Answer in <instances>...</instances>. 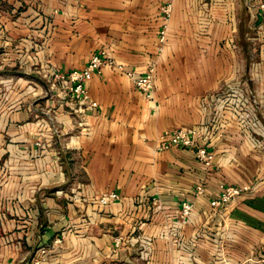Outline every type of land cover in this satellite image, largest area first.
<instances>
[{"label":"crops","instance_id":"obj_1","mask_svg":"<svg viewBox=\"0 0 264 264\" xmlns=\"http://www.w3.org/2000/svg\"><path fill=\"white\" fill-rule=\"evenodd\" d=\"M235 1L224 0L228 7L224 15H208L206 11L214 4L205 0L38 1L36 62L48 61L57 70L70 71L83 68L93 53L106 49L124 68L104 66L87 82L91 96L98 101L94 110L74 111L55 93L46 100L44 113L56 115L64 126L61 130L69 134L68 148L80 157L75 165L82 168L80 175L69 180V188L52 191L44 187L57 186L59 169L46 182L45 163L53 166L55 159L51 164L41 154L45 145L42 148L37 142L42 138L50 145L52 131L44 126L45 118L39 117L42 112L35 113L27 102L29 80L20 78L21 83L28 82L20 91L8 93L16 82L13 77L0 78V89L6 90L0 91V160L7 155L13 160L12 167L35 168L0 174V264H32L41 246L50 248L43 264H94L88 257L96 256L90 248L98 245L108 260L120 259L126 249L116 242L117 237L105 233V237L90 238L93 225L88 218L93 220L94 213H99L97 219L105 227L119 221L121 235L139 227L156 237L164 230L158 217L179 215L185 200L194 203L193 223L188 226L210 229L221 243L246 249L238 262L258 256L260 251L264 254V153L253 146L249 131L234 120L216 132L211 140L215 152L211 167L181 146L157 149L159 137L166 131L190 128L202 120L198 96L216 86L220 72L221 47L210 43L221 28L228 35L231 26L236 29ZM167 4L172 5L170 16L164 11ZM251 15L264 40L262 15L259 11ZM20 19L19 32L12 36L15 48L0 52V68L10 65L14 49L21 66L27 60L26 18ZM261 53L264 56V47ZM208 54L215 56L213 73L203 89H197L188 71L197 69L198 56L204 59ZM168 55H177L175 67L166 62ZM151 67L154 90L148 98L126 71L145 74ZM199 67L205 71L204 64ZM259 86L264 102V80ZM223 183L251 188L215 210L212 201ZM200 184L204 189L198 193ZM108 191L118 192L121 199L101 206L97 199ZM153 197L165 207L157 208ZM107 227L109 231L114 226ZM78 230L86 233L78 241L81 247L72 240ZM59 237L64 240L55 242ZM166 246L171 248L170 243ZM165 262L172 258L166 257Z\"/></svg>","mask_w":264,"mask_h":264},{"label":"rangeland","instance_id":"obj_2","mask_svg":"<svg viewBox=\"0 0 264 264\" xmlns=\"http://www.w3.org/2000/svg\"><path fill=\"white\" fill-rule=\"evenodd\" d=\"M38 1L39 0H0V52H3L5 47L9 48V46H11L12 48H15L16 41L14 38L17 36L20 29V17L26 18V23L24 22L25 20L23 21V28L27 27L28 32L27 60H25L22 64L23 66H21L19 61L20 56L16 54L14 49V54L10 56L12 58L10 65L0 68V78L3 79L5 76L13 77L14 82H16L15 87H11L10 90H7L8 93L16 92V90L20 91L21 87L28 82L21 83L20 78H23V80H29V99L27 102H30L31 106L34 107L35 113L42 112L39 114V117L45 118L43 121L44 126L49 127L52 131L50 145H48V143L45 144L46 142H44L42 138L37 141L45 144L46 151L41 154L43 156H48L51 164L55 159L53 166H48L49 164L45 163V165H47L44 167L43 171H46V182H51L52 179H50V177L53 174L55 175L57 172L56 170L59 169L58 173L60 175L57 173V177H59H56L55 180L61 181L56 183L57 186L50 184L44 187L45 190L52 191L61 186L69 188V180L74 178L75 175H80L82 168L75 165L76 160L80 157L77 155L76 151H72L68 148L67 140L69 139V134L65 131L63 133L61 130L64 126L62 124L60 125L58 119L55 117L56 115H46L44 113V111L47 110L45 108V102L52 96L49 90V85H47V81H45L41 73L38 71L40 69V63L36 62V58L34 56L36 54V47L33 46H36V34L38 32V27L40 26L36 20V16L38 14ZM205 1H207L210 6L214 4V6L212 5V7H209L210 9L206 11L208 15L228 14V7L223 4L224 0ZM263 1L264 0H236V29L232 30L231 26V31L228 35L225 34L224 30L221 28L219 30L220 34L215 35V39L210 43L212 45L217 44L221 47L222 51L219 55L220 72L219 75H217L218 82L216 86H210L205 90L206 92L204 94L198 96L201 110V98L205 94H212L213 92L219 90L225 83L233 82L247 87L248 110H250L249 112L253 114V116L254 114H257L264 124V102L262 100V94L259 86L264 80V56L261 53L262 48L264 47L262 46L264 44V40L260 36V29L258 25L254 24L255 22L252 21L251 15L252 11L260 12V4ZM214 30L216 32L215 27ZM213 57L215 56L210 54L204 55V59H201V56H198L196 59L197 69L191 70L189 68L190 70L188 73L190 75V79L196 80L195 83L197 89H203V85L206 84L208 80V75L213 73ZM166 62L171 63L172 66L175 67L177 65V55H168L166 57ZM203 64L206 67L205 71L199 70V66ZM0 91L2 93H4V91L6 92L4 87L1 88ZM40 101H42V104H36ZM1 105L2 103H0V107ZM65 107L70 110L68 106ZM65 113H67V111ZM235 123L239 128L244 129V125L239 122ZM251 126L252 125L250 124L248 127V131L250 133ZM254 147L259 148L260 151H258L261 152L262 150V153H264L263 147ZM37 157L39 158L40 155ZM10 161L13 160L12 158H8L7 155H4L1 158L0 164L2 168L0 174L8 176L11 174H18L14 171H20L21 169H35L34 167L30 168L31 165L27 168H16L19 166L12 167L13 164L10 165ZM58 166H60V168ZM10 171L13 172L10 173ZM0 187L3 188L2 185ZM155 212L157 214L159 211L155 210ZM155 212H152L151 216ZM93 218V220L88 218V222H92L93 225V234L89 235L90 238L92 237L96 239L103 237L105 233L114 235L117 237L116 241L120 239L121 241L119 244H122L126 249H124L125 252L120 254V259L108 260L105 255H102V252H100L101 245H98L97 248L92 247L90 248V252L96 256H94L93 259L89 256L88 259L90 261L92 260L94 264H152L154 261L156 262L155 264H240L245 261L242 260L238 262L240 258L243 259L246 255L241 254L242 251L244 252L246 249L242 247L230 248V246L225 245L224 242L221 243L218 237H214L212 230L206 228L204 229V227L196 228V225L194 224L188 226L190 222L193 223L191 221L192 219L185 222L176 214H164V216L158 217V223H162L164 230H162L161 233H158L156 237L149 235V231H147V229L139 227H137L132 233L128 232L127 235H121L122 232L120 230H122V225L119 221L107 223V226H114L108 231L105 230L107 226H103L104 223H100L101 220L97 219L100 218L99 213H94ZM130 220L133 221V218H130ZM115 226H117V228H115ZM84 235H86L84 230L74 231V234L72 235L73 243L76 246L81 247V245H78V241L82 237H85ZM109 237L111 238V236ZM68 239L69 237H67V240ZM63 240L64 239L62 238L61 242ZM168 243L171 244V248L166 246ZM75 249H77V247H75ZM87 250L89 251V248ZM165 251H167V253ZM169 256L172 258V262H165L166 257L169 258ZM97 258L98 260H96ZM149 260L152 262L150 263Z\"/></svg>","mask_w":264,"mask_h":264},{"label":"built area","instance_id":"obj_3","mask_svg":"<svg viewBox=\"0 0 264 264\" xmlns=\"http://www.w3.org/2000/svg\"><path fill=\"white\" fill-rule=\"evenodd\" d=\"M171 10V4L164 6V11L168 16H170ZM259 13L264 20V1L260 4ZM47 23L51 25L50 19H47ZM107 65L124 68L121 64H117L115 58L106 49H101L91 55L83 68L61 71L53 68L47 61L45 64L40 63L38 71L47 81L51 94L55 93L60 96L62 104H68L72 110L83 112L94 110L98 106V101L89 92L87 82L95 73L102 72L103 67ZM126 73L136 86L145 92L146 97H153L154 67H151L145 74H137L133 70H127ZM201 107L203 118L198 124L190 128H179L172 132L166 131L159 137L157 149L181 146L190 151L204 165L211 167L215 160V152L211 147L212 137L234 120L244 125V129L247 131L251 124L252 144L264 148V124L257 114L253 116L248 110V90L245 85L227 82L212 94H205L201 98ZM38 144L44 148V143L39 141ZM250 188L249 185L221 184L220 192L212 201L213 208L217 210L229 202L238 200ZM203 189L202 184L197 186L198 193L203 192ZM120 199L121 196L118 192L108 191L100 195L97 200L100 205L106 206ZM151 201L157 208L165 207L156 197H153ZM193 210V201L185 200L178 216L186 222L190 220ZM61 240L62 237H59L55 242H61ZM120 241L119 239L116 242L119 244ZM49 251V247L41 246L32 264H43L50 254ZM259 253L260 255L251 256L240 264H264V254H261V251Z\"/></svg>","mask_w":264,"mask_h":264}]
</instances>
